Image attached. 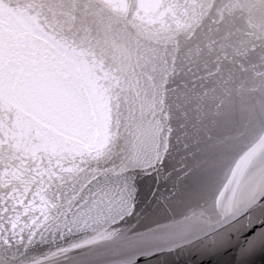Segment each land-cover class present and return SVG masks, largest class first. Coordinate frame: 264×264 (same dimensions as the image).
<instances>
[{
  "label": "water",
  "instance_id": "water-1",
  "mask_svg": "<svg viewBox=\"0 0 264 264\" xmlns=\"http://www.w3.org/2000/svg\"><path fill=\"white\" fill-rule=\"evenodd\" d=\"M260 199L264 0H0V264H264Z\"/></svg>",
  "mask_w": 264,
  "mask_h": 264
},
{
  "label": "snow or ice",
  "instance_id": "snow-or-ice-1",
  "mask_svg": "<svg viewBox=\"0 0 264 264\" xmlns=\"http://www.w3.org/2000/svg\"><path fill=\"white\" fill-rule=\"evenodd\" d=\"M104 142L110 139V130H107L103 133ZM247 158L242 160L240 165L238 166L237 171H239L240 167H243L246 163ZM236 178V174H233V179ZM109 194L103 193L102 199L106 198ZM253 207L251 209L252 212L258 213V227H252L250 224H244L241 221H237L233 227L236 229V234L232 239L235 241L234 247L238 249L239 254L243 257L250 254L257 246H264V199H260L258 201H252ZM55 207V206H53ZM48 209L42 208L41 212L44 217L43 221L37 225V229L44 227L45 224L48 223L50 217L47 215ZM247 215V214H246ZM33 224H36V220H33ZM32 237L34 238L36 233L33 232ZM31 243V240H29ZM71 251V249H63L58 253H54L53 256H58L64 253ZM53 257H48L46 260H39L36 264H48Z\"/></svg>",
  "mask_w": 264,
  "mask_h": 264
}]
</instances>
